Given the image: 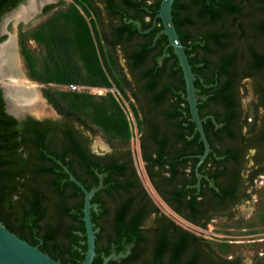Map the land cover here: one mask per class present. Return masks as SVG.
Listing matches in <instances>:
<instances>
[{
  "label": "flooded vegetation",
  "instance_id": "af4514ba",
  "mask_svg": "<svg viewBox=\"0 0 264 264\" xmlns=\"http://www.w3.org/2000/svg\"><path fill=\"white\" fill-rule=\"evenodd\" d=\"M49 2L53 3L46 5L52 7L43 11L45 5L38 16L73 9L86 23L101 63V44L120 56L124 68L120 79L114 78V83L105 71L110 87L86 88L112 87L120 98L128 97L129 112L139 124L126 142L118 137L95 139V128L77 111L71 115L59 113L56 119L67 125L68 139L87 156L73 151L71 169L60 164L88 190L94 189L90 199L94 264H102L111 254L117 258H110L106 264H239L236 257L215 250L197 231L214 218L230 219L241 206L257 202L256 192L264 185V3L256 2V12L240 18L236 9L230 14L220 8L223 12L215 22L217 37L209 42L210 49H201L202 55L196 57L208 61L206 68L216 69L213 80L194 78L198 112L205 117L203 127L208 119L215 124L208 134L204 127L210 150L197 168L198 176L196 164L204 146L190 120L177 56L160 27V0ZM231 5L237 7L238 2ZM73 28L70 34L74 37L77 31ZM185 49L193 55L189 46ZM166 81L171 90L177 87L186 102L185 124H194L191 134L186 129L192 142H172L170 133L160 125L162 117L157 112L163 103L158 106L155 99ZM84 86L76 84L75 93L81 94ZM178 147L184 154L175 159ZM79 191L80 187L74 192L81 194ZM191 196L198 201L195 208L187 202ZM15 223L19 224L17 220ZM11 231L38 247L44 243L42 234L47 237V229L42 228L36 233L11 224ZM79 234L84 236L83 232ZM54 235L52 242H60L64 254L69 253L70 241L65 243L60 237L55 240ZM248 264H264V255Z\"/></svg>",
  "mask_w": 264,
  "mask_h": 264
},
{
  "label": "trees",
  "instance_id": "16d2710c",
  "mask_svg": "<svg viewBox=\"0 0 264 264\" xmlns=\"http://www.w3.org/2000/svg\"><path fill=\"white\" fill-rule=\"evenodd\" d=\"M20 1L22 0H0V19ZM256 1L264 3V0ZM231 2H238V6L231 5ZM247 2H252V0L173 1L172 19L181 42L189 46L190 52L193 53L190 56L188 50L185 49L192 71L197 76L196 79L202 76L213 80L215 77L216 69L206 68L208 61L205 58L197 60L196 57L202 55L201 49H210L209 42L215 41L217 37L215 22L223 12L220 8L230 14L236 9L240 18L245 14L244 9ZM50 7L52 4L46 5L43 11ZM71 21L75 28L71 25ZM239 21L241 24V20ZM187 25H191L188 30ZM72 28L77 31L74 37L70 34ZM44 33L45 36H42V39L47 42L46 46H53L60 56L58 59H53V68L46 71L49 75L46 81L79 82L80 73L74 61L75 54L87 72L90 85L104 87L112 85L102 65L103 62L101 63L94 40L78 12L73 9L64 13L57 12L49 20L47 19V29ZM4 38V35L0 36V41ZM20 51L25 58L22 46H20ZM53 53L50 50V58H54ZM206 69L207 75L205 76ZM149 84L152 85V81ZM182 85L183 90V82ZM172 88L171 90L169 82L166 81L162 88L163 91L155 99V104L158 106L163 103L161 108L157 106L159 108L157 114H161L162 117L160 125H163L170 133L172 142L177 144L192 142L187 138L186 129L189 128L191 134L194 124L191 123L189 126L185 124L186 102L181 92L177 91V87L174 85ZM71 95L74 101L81 97V94L78 95L75 92ZM47 99L58 113L71 115L76 112L72 108L63 109L51 98ZM110 105V110L103 104L93 106L94 119L104 131L127 142L129 131L125 116L114 99L111 100ZM215 116H217L216 113ZM160 125L155 126L158 129ZM214 126L215 124L208 119L207 124H204L206 133L213 131ZM68 131L67 125L60 120H38L30 116L20 120L16 119L6 112L0 89V222L10 231L11 224L17 227H27L36 233L41 228L47 229V237L42 234L41 239L44 243L39 248L54 259L61 258L63 264H80L86 251V243L80 242L81 239L86 240L82 211L83 194L82 191H79L81 194L74 192L79 190V187L70 180L60 162L71 169L70 162L73 158L71 152H79L83 158L87 156L83 155L82 151H78L74 146L75 143L68 139ZM195 138L197 141V133H195ZM198 151L192 150L191 152ZM183 154L184 149L178 147L175 159L181 158ZM45 190L55 197L50 205L54 212L51 220L47 218L48 205ZM187 202L189 206L195 208L198 201L191 196ZM90 213L92 214L91 211ZM16 220L19 222L18 225L15 223ZM202 225L205 226V223ZM79 231L83 232L84 236H81ZM53 235L55 240H59L60 237V240L65 243L70 241L71 251L64 254L60 242H52L54 241ZM94 262H96V257L91 264Z\"/></svg>",
  "mask_w": 264,
  "mask_h": 264
},
{
  "label": "rangeland",
  "instance_id": "374dc122",
  "mask_svg": "<svg viewBox=\"0 0 264 264\" xmlns=\"http://www.w3.org/2000/svg\"><path fill=\"white\" fill-rule=\"evenodd\" d=\"M256 2V0H252V2L245 3V14H254L256 12ZM53 12L54 11L45 16H38L37 14L27 23H21L16 30L17 52L19 54L20 67L27 79L36 84V89L44 98V103H46L47 114L41 115L39 118H50L53 120L60 118L54 105L48 102L47 98H51L53 102L57 103L58 106H61L63 109L72 108L77 111L95 128V139H98V137H101L104 140L114 139L117 137L112 133L104 131L99 124L96 123L93 106L103 104L108 110H110L111 100L114 99L116 101L114 97L115 95L122 106L123 114L128 123L129 136L131 130L134 136V128L137 127L139 129V124L134 123L133 116L129 112L128 106L130 105V100L128 97L126 99L120 98L115 90L112 91V87L108 89L97 86L94 88L95 90L86 88L87 86H90L88 83L89 77L81 64V61L77 59L75 54L74 61H76V67L80 73L78 78L79 82L61 83L45 80L49 77L46 71L53 68V59H58L60 57L56 53V49L53 46H46L45 43L47 42L42 39V36H45L44 32L47 29V19L49 20L50 17L56 14V12ZM4 16L5 14L1 17L0 22ZM7 30L11 32V25H7ZM4 36L6 37V35ZM47 38L48 37H46V39ZM20 46H22L24 50L25 58L21 54ZM99 49L101 51L104 69L115 83V79H120L124 73L122 60L115 51H109L103 44L99 46ZM50 50L54 52L52 55L54 58H50ZM76 84L85 86L83 88L84 91L81 92V97L74 101V97L71 93L76 92L72 88V86H75ZM245 97L248 99L250 96L248 94ZM45 193L47 198L46 203L48 205L47 218L51 220L52 217H54V212L50 205L55 200V197L52 193L46 190ZM256 195L258 198L257 202H251L246 206H241L234 213L232 218H214L205 228L197 231L211 243L215 250H218L221 254L236 257L239 264H248L253 258L259 257L262 254L264 255V185L256 192ZM253 208L252 215L250 213Z\"/></svg>",
  "mask_w": 264,
  "mask_h": 264
},
{
  "label": "water",
  "instance_id": "95a60500",
  "mask_svg": "<svg viewBox=\"0 0 264 264\" xmlns=\"http://www.w3.org/2000/svg\"><path fill=\"white\" fill-rule=\"evenodd\" d=\"M174 0H160L159 9L157 13V17L160 18L162 31L167 36L168 45L172 47L175 55L177 56L178 63L180 65L183 78H184V85H185V99L188 103V108L190 112V120L195 124V130L199 134V138L203 143L204 149L201 154L198 155L199 160L196 164V171L199 164L205 158L207 153L210 150L209 142L204 131L203 127V120L205 117H200L198 108H197V95L195 93V86H194V78L195 74L192 71L191 64L188 60L187 54L185 52V45L181 42L177 30L175 28L171 9ZM49 3L53 2H46L43 3L42 6L39 8V14L42 8ZM27 5V0L20 1L15 7L10 9L7 13H5L4 18L1 22H5L6 19L8 21H14L19 16H13L12 12L18 11L20 8L25 7ZM36 6L31 11H27L17 20L27 21L30 18L36 16L37 14L34 13L36 11ZM12 14V16H11ZM11 16V18H10ZM0 22V36L6 35L4 39L0 41V48H4L7 45L13 44L15 41L17 43V35L9 34L4 29L5 27L2 26ZM13 60L10 62H6L4 64L6 77L5 80L7 83L11 84L16 81H22V77L19 74L18 70L13 69L14 66V55L12 56ZM16 66V65H15ZM15 70V71H14ZM23 82V81H22ZM1 95L4 102L5 110L8 114L12 115L16 119L20 120L26 116H32L29 112H22L21 114H15L14 112L10 111L7 104V98L4 93V89L0 83ZM34 116V115H33ZM32 116V117H33ZM35 119H40L39 117L35 116ZM41 120V119H40ZM66 172L69 175L70 180H72L75 184H77L84 193L83 196V221L85 226V234H86V251L84 254V258L80 264H91L93 258L96 254L95 252V230L93 228V223L91 220L90 215V208L91 203L90 199L94 193V189L88 190L80 181L76 179V177L70 172L68 168L65 167ZM197 175L199 173L197 171ZM110 258H117V255L111 254L103 258L102 264H106V262ZM0 264H63L60 260L52 258L50 255L42 251L37 245H32L28 243L26 240L22 239L14 232L10 231L4 224L0 222Z\"/></svg>",
  "mask_w": 264,
  "mask_h": 264
},
{
  "label": "bare ground",
  "instance_id": "6f19581e",
  "mask_svg": "<svg viewBox=\"0 0 264 264\" xmlns=\"http://www.w3.org/2000/svg\"><path fill=\"white\" fill-rule=\"evenodd\" d=\"M53 1V0H27V5L20 8L18 11L12 12L13 16H19V18L24 15L25 12L31 11L36 6L35 14L38 13L39 8L43 3ZM11 14V16H12ZM39 15V14H38ZM10 16V18H11ZM35 17V16H34ZM34 17L30 18L27 21L17 20L11 21L6 19L5 22H2V26L5 27L7 33H11L14 36L16 35V30L21 23H27L32 20ZM7 25H11V32L7 30ZM17 43L16 41L13 44H9L4 48H0V83L4 89L5 96L7 98V104L10 111L15 114H21L22 112H29L30 114L40 117L41 115L47 114V107L44 98L36 89V84L27 79L20 67L19 54L17 52ZM14 55V66L12 67L15 70H18L19 74L22 77V81H16L11 84L7 83L5 80L6 71L4 64L13 60L12 56ZM16 65V66H15ZM14 70V71H15Z\"/></svg>",
  "mask_w": 264,
  "mask_h": 264
},
{
  "label": "built area",
  "instance_id": "2783aa9c",
  "mask_svg": "<svg viewBox=\"0 0 264 264\" xmlns=\"http://www.w3.org/2000/svg\"><path fill=\"white\" fill-rule=\"evenodd\" d=\"M73 89H75V86H72Z\"/></svg>",
  "mask_w": 264,
  "mask_h": 264
}]
</instances>
